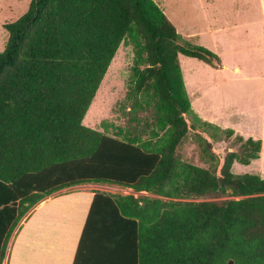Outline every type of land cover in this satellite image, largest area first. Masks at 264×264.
Segmentation results:
<instances>
[{"label": "trees", "instance_id": "trees-1", "mask_svg": "<svg viewBox=\"0 0 264 264\" xmlns=\"http://www.w3.org/2000/svg\"><path fill=\"white\" fill-rule=\"evenodd\" d=\"M2 28L0 261L36 202L98 183L144 194L95 190L71 264H264V177L230 171L258 157L260 140L235 134L240 151L218 167L203 136L209 168L174 153L189 128L183 115L233 133L191 110L178 66V53L216 55L182 40L152 0H29ZM120 44L133 49L129 110L151 113L146 138L81 122ZM206 195L214 199L198 200Z\"/></svg>", "mask_w": 264, "mask_h": 264}, {"label": "rangeland", "instance_id": "rangeland-1", "mask_svg": "<svg viewBox=\"0 0 264 264\" xmlns=\"http://www.w3.org/2000/svg\"><path fill=\"white\" fill-rule=\"evenodd\" d=\"M28 1L0 0V50L6 37L2 28L3 23L16 19L26 9ZM152 1L171 22L182 40L199 46L209 45L217 50L215 53L212 51L216 59L208 57V62L178 53L180 75L190 106L195 109L205 107L206 111L212 114L213 119L225 118L224 121L228 122L227 128L233 130L230 125H236L234 128L236 131L227 136L222 130L212 132L203 125H196L190 116L183 115L189 128L175 148V156L193 165L209 168L210 162L203 154L201 142L198 139V136H203L211 142L210 150L218 159V167L226 152L240 151V141L235 137L236 132H240L243 134H241L242 139L251 136L260 140L259 151L262 149L260 156L263 158L260 157L261 160L258 156L246 165L234 160L230 171L264 177V0ZM209 24L212 28H209ZM214 30L217 33H213ZM189 33L193 35L189 36ZM213 39H216L215 43ZM132 55L131 44L118 46L82 118L83 125L100 130V123L105 122L112 125L108 126V133L114 129L113 126L122 129L128 127L131 131L135 129L137 133L139 132L142 138L147 137L149 131L147 124L152 123L150 110L136 109L132 114L129 110L132 98H126L129 93ZM221 64L226 67L213 75L203 71L205 66L216 69ZM234 66L238 69L237 73L233 70ZM207 79H214L209 87L211 91L203 98V102H195L192 89L199 82L200 84L201 82L207 83ZM202 112L210 117L204 109ZM131 115L133 120L130 119ZM207 131L212 132L213 137H207L205 133ZM260 135H263L261 139ZM89 184L93 183L85 185L91 186L93 190L120 194L130 192V190L112 185ZM134 194L139 195L143 192ZM201 199L214 198L206 195L198 200Z\"/></svg>", "mask_w": 264, "mask_h": 264}, {"label": "crops", "instance_id": "crops-1", "mask_svg": "<svg viewBox=\"0 0 264 264\" xmlns=\"http://www.w3.org/2000/svg\"><path fill=\"white\" fill-rule=\"evenodd\" d=\"M210 26L211 24H209V28H212ZM212 32L217 33L215 30ZM188 35L192 36L193 33H189ZM212 41L215 43L216 39H213ZM203 46H205L206 49L208 48L209 51H213V53L217 51L212 46L205 44H203ZM201 62L205 63L203 61ZM178 66L180 70V64H178ZM224 67H226L224 64L219 65L216 69H212L210 66H205L203 67V71L213 75L217 71L224 69ZM233 70L234 72L236 71L235 73L238 72V69L235 66L233 67ZM203 75L204 74H202V76ZM213 80L207 79V83L204 84L201 82L202 85L199 82L198 85L192 89V97L195 102H203V98L211 91V88L209 87L212 85ZM191 107L192 106H190V108ZM201 107L207 112L206 114H210V117L202 114L203 109H195L192 107L193 109L191 108V110L202 121L227 128L226 126L228 122L224 121L225 118L213 119V117L211 118L212 114L209 111H206L205 107ZM240 112L242 111L240 110ZM230 127H233L234 132L236 131L234 129L236 128L235 124H231ZM236 134L241 135L242 133L240 134V132H236ZM262 137L263 135L259 136L260 139ZM251 138L256 139L253 137ZM261 153L262 149L258 153L259 158H263V156H260ZM85 184L62 188L42 198L29 208L27 213L13 226L6 241L4 254L0 264H71L93 192L98 190H93L91 186H86ZM89 185L97 184L93 183ZM129 193L134 194L136 192L130 190Z\"/></svg>", "mask_w": 264, "mask_h": 264}]
</instances>
